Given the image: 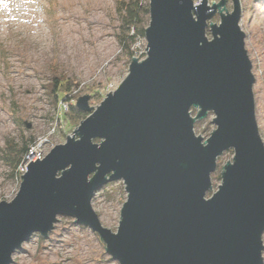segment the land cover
Here are the masks:
<instances>
[{
    "label": "water",
    "instance_id": "obj_1",
    "mask_svg": "<svg viewBox=\"0 0 264 264\" xmlns=\"http://www.w3.org/2000/svg\"><path fill=\"white\" fill-rule=\"evenodd\" d=\"M149 1L147 57L132 58L98 108L90 95L78 98L88 117L65 144L29 161L15 199L0 203V264H12L33 235L48 238L60 216L97 233L120 264H264V143L242 4ZM209 113L216 129L205 140L194 129ZM116 181L128 199L113 232L92 200Z\"/></svg>",
    "mask_w": 264,
    "mask_h": 264
},
{
    "label": "rangeland",
    "instance_id": "obj_2",
    "mask_svg": "<svg viewBox=\"0 0 264 264\" xmlns=\"http://www.w3.org/2000/svg\"><path fill=\"white\" fill-rule=\"evenodd\" d=\"M118 1L129 0H13L17 8L23 4L18 10L25 20L17 22L13 3L0 0V203L15 199L35 148H40L35 159L44 158L56 145L65 144L80 125V120L65 118L78 98L94 89L100 95L91 97L90 106L98 108L108 85L117 90L128 77L131 55L139 60L147 57L144 36L122 40L127 33L121 28ZM140 1L144 5L150 2ZM240 3V25L256 79V122L264 143V0ZM226 4L232 11V0ZM144 18L147 29L151 18ZM215 21H220L219 16ZM56 78L75 83L69 97L84 94L65 102L51 97L47 87ZM214 118L209 113L208 118L197 120L196 136L207 140L216 129ZM233 157L229 151L220 156L211 176L212 191L221 185L223 166ZM127 199L122 181L95 193L92 206L102 225L117 232ZM59 218L48 238L33 235L17 250L12 264H120L112 259L97 233L76 225L73 218Z\"/></svg>",
    "mask_w": 264,
    "mask_h": 264
},
{
    "label": "trees",
    "instance_id": "obj_3",
    "mask_svg": "<svg viewBox=\"0 0 264 264\" xmlns=\"http://www.w3.org/2000/svg\"><path fill=\"white\" fill-rule=\"evenodd\" d=\"M117 10L119 17L121 19V28L126 31L127 37H122V40L126 42L128 39H135V37H138L139 35L144 36L146 34V28H144L145 23V16H150V7L149 5H144L140 0H129L127 2L125 1H118L117 2ZM218 17V16H216ZM215 17V18H216ZM130 32L133 33V35H130ZM134 55H131V58H133ZM56 78L54 83L49 85L47 88L49 90V95L53 98H62V100L70 101V98H76L79 95H82L84 93L78 92L73 97H69L68 93L72 91L73 86H75L74 82ZM92 94V98H96L100 95L99 92L95 91L94 89H90ZM71 111L66 112L65 118L69 119L71 122L75 120H80L81 122L85 120V118L88 117V114H85L79 108L76 107V105H71ZM192 114L194 116L197 115V111L193 110ZM99 143L100 141H96ZM231 155H233V151H229ZM7 161L10 162V158L6 157ZM221 179V178H220ZM214 191H211L209 193V197L213 194Z\"/></svg>",
    "mask_w": 264,
    "mask_h": 264
},
{
    "label": "bare ground",
    "instance_id": "obj_4",
    "mask_svg": "<svg viewBox=\"0 0 264 264\" xmlns=\"http://www.w3.org/2000/svg\"><path fill=\"white\" fill-rule=\"evenodd\" d=\"M8 1V0H7ZM203 0H200V2H202ZM4 2H6V0H4ZM9 2H11V3H13V9L15 10V14H16V16H17V18H16V21L17 22H19L20 20H25V17L22 15V13L21 12H19V10H18V8L19 7H22V3H20L19 4V7L17 8V6H16V4L13 2V0H9ZM21 2V1H20ZM40 148H35L34 149V151H33V153H31V155L29 156V158H28V161H32V160H35V158H36V156L39 154V150ZM212 191V190H211ZM213 193H215V192H213ZM207 198H210L209 197V193H208V195H207Z\"/></svg>",
    "mask_w": 264,
    "mask_h": 264
},
{
    "label": "built area",
    "instance_id": "obj_5",
    "mask_svg": "<svg viewBox=\"0 0 264 264\" xmlns=\"http://www.w3.org/2000/svg\"><path fill=\"white\" fill-rule=\"evenodd\" d=\"M208 2H209V5H212V3L217 2V1H216V0H208ZM115 90H116L115 86H113V85H108V88L106 89V92H105V96H106L107 94H109V92H113V91H115ZM38 159H43V157L40 156ZM26 171H27V167H26L25 172H26Z\"/></svg>",
    "mask_w": 264,
    "mask_h": 264
}]
</instances>
